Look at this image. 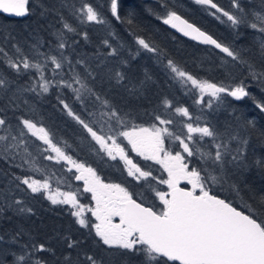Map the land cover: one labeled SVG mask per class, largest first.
<instances>
[{
    "label": "trees",
    "instance_id": "1",
    "mask_svg": "<svg viewBox=\"0 0 264 264\" xmlns=\"http://www.w3.org/2000/svg\"><path fill=\"white\" fill-rule=\"evenodd\" d=\"M208 1L213 9H199L190 0H27L25 18L0 15V139L6 141L0 147V264H169L138 240L132 249L108 248L90 229L78 226L66 207H52L28 189L27 182L42 180L40 173L27 170L18 158L4 157L10 148L26 152L35 168L45 171V149L31 136L42 132L66 158H78L105 182L120 184V170L115 168L112 181L110 165L90 160L91 151L100 156L85 130L98 135L93 126L98 112L88 106L96 101L109 106L114 117L109 122L116 120L120 131L167 122L180 154V140L188 139L185 126H197L201 116L195 98L168 78L169 69L242 93L238 100L219 96L205 124L213 141L205 145L191 138V166L202 173L203 182L219 185L210 186L211 195L264 230V43L258 42L261 35L251 20L254 14L264 16V0ZM207 9L229 14L236 27L227 21L221 26L203 13ZM175 15L227 53L174 34L166 22ZM138 43L150 54L141 55ZM24 61L42 65L47 80L51 71L81 80L85 107L67 90L45 94L39 75L8 65Z\"/></svg>",
    "mask_w": 264,
    "mask_h": 264
},
{
    "label": "water",
    "instance_id": "2",
    "mask_svg": "<svg viewBox=\"0 0 264 264\" xmlns=\"http://www.w3.org/2000/svg\"><path fill=\"white\" fill-rule=\"evenodd\" d=\"M191 1L215 7L208 0ZM0 15L25 18L27 0H0ZM167 26L182 39L227 53L180 16H172ZM168 199L162 216L134 201L123 204L125 224L153 255L169 264H264V230L248 215L212 195L180 188L170 190Z\"/></svg>",
    "mask_w": 264,
    "mask_h": 264
},
{
    "label": "flooded vegetation",
    "instance_id": "3",
    "mask_svg": "<svg viewBox=\"0 0 264 264\" xmlns=\"http://www.w3.org/2000/svg\"><path fill=\"white\" fill-rule=\"evenodd\" d=\"M194 98L196 100V96H194ZM115 122L116 120L113 124ZM113 124H110L113 129L119 126L116 124L113 126ZM173 124L175 127H178L176 123ZM113 129L111 128V134H113L115 130ZM85 130L92 143L96 145L98 154L100 155L99 159H97L94 157L95 151H91V162L94 163L95 161H100L103 164L105 162L110 165L114 173L112 181L117 179V175L114 172L115 168L120 170L123 176V182L120 184L105 182L102 177L100 178L97 176L94 170L85 167L78 158H76L77 160L70 157L68 158V156L66 158V156L61 153V151L57 150V148H54L48 141V138L44 136L43 146L45 149V156L42 159L41 164L46 172L50 171L54 174L53 178L45 174L44 178H46V183L53 184L54 182L52 180L57 179L64 182L66 185H73V187L80 192V195L78 196V202L76 205L73 203L67 204L63 203V201L66 202V197L62 192L60 190L55 191V194L60 195L62 200V203L55 205L46 199V193H48V190L45 193L42 189V191L38 193L52 207H66L71 214L73 211L82 212L84 218L83 225L74 219L82 229H90L93 233H96L94 225L97 222L99 224L97 226L98 231L100 230L111 236H116L117 238H125L131 235L134 237L133 240L137 241L136 236L132 234L133 232L123 220V204L126 201H134L145 208L151 209L157 215L162 216L167 209L169 192L174 188L190 191L195 196L206 194L211 195L210 193L202 194L201 191H199V187L194 184V182L199 183V178L202 182L205 179H203L202 173H199L197 172V169L192 168V158H189L190 164L188 170L196 173L190 174V176L187 172L185 173V171L180 169L177 170L170 165V158H176V156L179 155L174 150L173 142L175 141H172L171 136L164 141L165 148L161 149L160 147L156 152L149 153L151 141L150 139L145 138V136L141 137L140 134L128 135L126 138H122V135L119 134L112 135L113 140L110 139V141L107 142L106 138L101 135L102 133L98 132L97 135L91 133L88 129ZM123 130L128 129L124 128ZM117 131L120 130L117 128ZM204 134H206L205 136L208 135V129L206 127L204 129ZM37 136L41 138L39 135ZM106 137L108 138L109 135H106ZM97 141L100 143H97ZM208 141L213 140L206 139L203 141V144H208ZM180 154H182L184 159L187 160V157L183 154V149ZM161 159H164L163 162ZM73 163L78 164L82 168ZM161 163L164 165H161ZM36 171L39 172L40 175L43 173L37 168ZM58 171L64 173V176L67 175V178L64 179ZM69 173L72 174L71 177H69ZM140 175L146 176V179H141L142 176ZM137 176H140L139 178L141 180H139ZM73 177H75L77 181L85 182L84 186L79 182H73ZM175 178L178 180V183H174ZM167 183L170 184L167 185ZM109 187H114L117 191L111 193L108 191ZM96 196L99 198L97 199Z\"/></svg>",
    "mask_w": 264,
    "mask_h": 264
},
{
    "label": "rangeland",
    "instance_id": "4",
    "mask_svg": "<svg viewBox=\"0 0 264 264\" xmlns=\"http://www.w3.org/2000/svg\"><path fill=\"white\" fill-rule=\"evenodd\" d=\"M227 1H235V0H227ZM240 1L243 2V0H240ZM193 4L195 5L194 7H197L199 9H203V7H201L195 3H193ZM203 13L208 17H211V18H214V19H217L218 21H220L221 26H226L225 22L227 21V24L229 25V27L230 26L236 27L237 22L235 20L230 19V15L227 13L222 12L220 14H215L213 11L208 10V9ZM88 17L90 18L93 16L89 13ZM90 20L92 21V18H90ZM251 20L254 22V26L252 27V29L258 35L259 34L261 35V37L259 36V38H258V42L263 44L264 43V16H262L260 14H254V15H252ZM138 48L141 51L140 52L141 55H143L144 53L150 54V52H148L142 44H139ZM262 51H263V48H262ZM8 65L14 71L19 72V73L30 71V72H34L37 75H39L40 81H41V89L45 94L48 93L51 89L67 90V91L74 93L76 95V101L78 102L77 105H79L81 107H85V102L87 100L85 97V95H86L85 85L83 84V82H81V80L79 81V79H76L77 77L70 76L68 79H66L63 75L55 74L54 71H51L50 72V78L47 80L45 68L42 65L34 64V63H30V62H25V61L18 63V64L10 63ZM167 75H169L168 78L172 81V83L177 85L178 87H180L185 92L186 95H190V97L196 96V102H195L196 105H193V106L196 108V111H198L199 115L201 116V120H197V126L193 127L190 124L185 126V130H184L185 132L183 131V133L187 132V134H188L187 138L188 139L186 141L181 139L179 142L181 145V148L183 149V154L187 157V160L184 159V156L182 154H179L178 156H176V158H174V157L170 158V165L171 166L175 167L177 170L180 169V170L185 171V173L187 172V174L190 176V174L196 173V172H192V171L188 170V167L190 164L189 158H192L194 155V152H195V149L193 150L191 138L192 137H199L201 142L205 141L206 139L213 140V137L211 135L205 136L206 134H204V129H205V124L208 122V118L212 114H214L216 109H217V107L215 109H214V107L216 106V103L218 101V97L221 94H229L232 98H235L236 100H238V98L241 96L242 93L240 94L239 91L229 92L225 89L224 90L218 89L215 86L207 85L204 82H197V81L189 78L188 76L184 75L183 73L176 71L175 69H169V73H167ZM138 92H140V91H138ZM84 100H85V102H84ZM90 104L88 106L94 107L98 112L96 118H99V120H94L95 124H93L96 127V132L102 133L101 135L106 138L107 142H109L110 139L113 140L112 135H118L119 134V135H122V138H126L128 135L140 134L141 137L145 136V138L150 139L151 146L149 147V153H152V152H156L160 147H161V149L165 148L164 147V141L166 140V138L171 136L170 135L171 133L168 129L169 125L167 122H161L159 125H157L156 127L152 128V129L132 130V131L131 130L117 131V128L119 130V126H117L114 128L115 129L114 130L113 127L110 126V122H109V117L113 116V114H111L109 111V106L105 103L97 102V101L95 103H90ZM86 106H87V103H86ZM178 113L179 114H181V113L185 114V112H183V111H178ZM184 117L186 118V120L188 122H193V121L195 122L196 121L192 117L190 118V116L189 117L184 116ZM111 118H114V117H111ZM111 128L114 130L113 134H111V131H112ZM39 133L41 135V138H39L34 133H31V136L35 140L39 141L41 143L42 147H44L43 146L44 135L42 134V132H39ZM106 135H109V137L107 138ZM173 140L176 141L175 139H173ZM4 142H5V144H4ZM3 145L4 146L6 145V141H5V139H0V147H3ZM18 153H20L21 156ZM18 153H14L12 151V149L10 148L9 150H6V154L4 155V157H7V158L10 157L12 159V161H15L14 159L18 158L19 162L25 164V165H22L23 167L25 166V168L29 171L34 170L36 172V175H39V172L36 171V168L33 165L34 162L32 163V161L30 160L27 153L26 152L25 153L24 152H18ZM163 160L164 159H161L162 162H163ZM73 164L79 166L78 164H75V163H73ZM161 165H164V164L161 163ZM80 168H82V167H80ZM161 171H162V168H161ZM41 172H43L40 175L42 180H38V181L35 180L33 182H27L25 184L32 193L38 195V193H40L42 191V189H43V192H45V193L48 190V193H46V199L49 202H51L52 204L58 205V204L62 203V200H61L60 195L55 194L56 193L55 191L60 190L62 192V194L66 197V202L63 201V203H67V204L73 203L74 205L77 204L78 196L80 195V192L75 187H73V185H71V184L66 185V184H64V182L59 181L57 179L52 180L54 182L53 184H50V183L47 184L46 178H44V177H45V174L48 176L49 172L48 171L47 172L41 171ZM71 176H72V174L69 173V177H71ZM140 176H142V175H140ZM140 176H137V177L139 178ZM145 177L146 176H142L141 179H146ZM63 178L66 179L67 175L63 176ZM72 179H73V182H79L82 186H84V184H85V182H83V181H77V179H75V177H73ZM141 179L139 178V180H141ZM177 181L178 180L175 178L174 183H178ZM210 181H213V180L210 179ZM169 184L167 183V185H169ZM194 184L199 187V191H201L202 194L212 193L211 187L206 182H202V180L200 178H199V183L194 182ZM211 185L214 186L215 188L219 187V185L217 183H214ZM225 186H227V185H225ZM167 188H168V186H167ZM108 191L113 193L114 191H117V189L114 187H109ZM52 192H54V193H52ZM96 198L98 199L99 197L96 196ZM81 209H82V207H81ZM72 214H73V218L83 225L84 218L82 216V212L73 211ZM98 225L99 224L97 222L94 225V228L96 229L95 235L98 238H100L102 243L106 246L132 249L137 244L133 240L134 237H132L131 235H129L125 238H117L116 236H111L110 234L102 232L100 230L98 231L97 230Z\"/></svg>",
    "mask_w": 264,
    "mask_h": 264
},
{
    "label": "bare ground",
    "instance_id": "5",
    "mask_svg": "<svg viewBox=\"0 0 264 264\" xmlns=\"http://www.w3.org/2000/svg\"><path fill=\"white\" fill-rule=\"evenodd\" d=\"M207 35V34H206ZM209 36V35H208ZM210 37V36H209ZM211 38V37H210ZM213 39V38H212ZM214 40V39H213ZM140 53V52H139ZM178 124V123H177ZM173 141V140H172ZM49 172V177H51V178H53L54 177V174L52 173V172H50V171H48Z\"/></svg>",
    "mask_w": 264,
    "mask_h": 264
}]
</instances>
